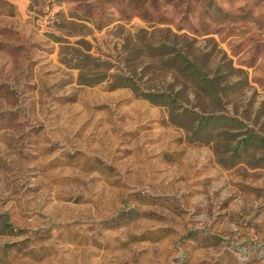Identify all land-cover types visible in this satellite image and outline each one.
I'll return each mask as SVG.
<instances>
[{
	"label": "rangeland",
	"instance_id": "374dc122",
	"mask_svg": "<svg viewBox=\"0 0 264 264\" xmlns=\"http://www.w3.org/2000/svg\"><path fill=\"white\" fill-rule=\"evenodd\" d=\"M149 27L215 42L250 83L227 112L261 106L264 0H0V264H264V149L227 153L110 88ZM93 59L108 78L87 86Z\"/></svg>",
	"mask_w": 264,
	"mask_h": 264
},
{
	"label": "trees",
	"instance_id": "16d2710c",
	"mask_svg": "<svg viewBox=\"0 0 264 264\" xmlns=\"http://www.w3.org/2000/svg\"><path fill=\"white\" fill-rule=\"evenodd\" d=\"M205 41L211 43L212 40ZM127 52L123 60L130 69H119L112 75L111 89H130L153 105L166 108L174 126L187 128L191 137L207 145L220 147L226 144L229 148L227 153L238 154L241 151L238 157L242 158L243 154L246 156L258 147L264 149V136L253 131L251 126L254 125L250 122L251 114L258 115L264 101L256 108L250 98L243 117L237 112L235 115L227 112L234 98L243 102L244 90L250 88V83L244 70L235 67L215 42L200 47V40L189 39L186 34L149 27L139 29L135 38H126L120 53L125 55ZM217 53L222 56L219 60L216 59ZM90 63L83 64L91 73L80 77L82 84L93 86L108 78L104 73L94 79L95 70L100 66ZM139 68L143 73L159 72L161 77L155 85L145 87L149 80L140 83L143 77L137 76ZM104 70L111 69L107 66ZM186 88H191L192 98L201 99L202 103L189 106L185 102L188 95H183Z\"/></svg>",
	"mask_w": 264,
	"mask_h": 264
}]
</instances>
